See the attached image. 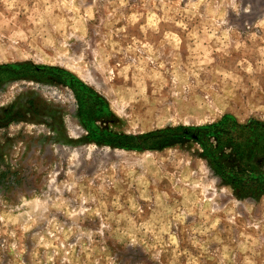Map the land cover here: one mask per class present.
Wrapping results in <instances>:
<instances>
[{
  "label": "rangeland",
  "instance_id": "rangeland-1",
  "mask_svg": "<svg viewBox=\"0 0 264 264\" xmlns=\"http://www.w3.org/2000/svg\"><path fill=\"white\" fill-rule=\"evenodd\" d=\"M2 67L0 264H264V194L193 132L264 121V0H0Z\"/></svg>",
  "mask_w": 264,
  "mask_h": 264
},
{
  "label": "trees",
  "instance_id": "trees-1",
  "mask_svg": "<svg viewBox=\"0 0 264 264\" xmlns=\"http://www.w3.org/2000/svg\"><path fill=\"white\" fill-rule=\"evenodd\" d=\"M20 70L37 72L32 66ZM13 72L9 67L0 68V75ZM45 72L56 75L54 70L46 69ZM56 78L62 79L60 75ZM73 85L72 89L77 95L79 108L85 119L89 120L91 115L101 113L103 101L77 82H73ZM184 132L183 128L167 129L140 137L109 138L107 143L115 147L141 149L142 144L146 145L154 140L183 139ZM193 132L196 133L194 141L201 147L202 156L223 184L250 198L264 194V121L250 120L239 124L230 118H224L219 124Z\"/></svg>",
  "mask_w": 264,
  "mask_h": 264
},
{
  "label": "water",
  "instance_id": "water-1",
  "mask_svg": "<svg viewBox=\"0 0 264 264\" xmlns=\"http://www.w3.org/2000/svg\"><path fill=\"white\" fill-rule=\"evenodd\" d=\"M250 2L254 3L256 7L261 8L263 4V0H249Z\"/></svg>",
  "mask_w": 264,
  "mask_h": 264
}]
</instances>
